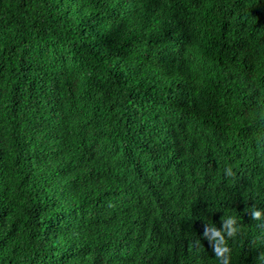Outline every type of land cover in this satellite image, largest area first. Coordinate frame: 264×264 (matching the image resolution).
Returning a JSON list of instances; mask_svg holds the SVG:
<instances>
[{
    "label": "trees",
    "instance_id": "1",
    "mask_svg": "<svg viewBox=\"0 0 264 264\" xmlns=\"http://www.w3.org/2000/svg\"><path fill=\"white\" fill-rule=\"evenodd\" d=\"M152 132L154 193L124 158ZM253 206L264 0H0V264H220L203 232L230 216V264H264Z\"/></svg>",
    "mask_w": 264,
    "mask_h": 264
},
{
    "label": "clouds",
    "instance_id": "2",
    "mask_svg": "<svg viewBox=\"0 0 264 264\" xmlns=\"http://www.w3.org/2000/svg\"><path fill=\"white\" fill-rule=\"evenodd\" d=\"M156 134L152 132L150 140L142 143V147L136 151L133 156H124L125 160L129 164L130 171L135 170L140 171V185L144 188L151 187L150 193H154L155 189L161 180V164L159 161V154L161 152V147L156 140ZM167 140L168 138L165 137ZM224 175L226 177H234L235 172L232 166L229 165L224 170ZM191 177L196 181L201 182L204 185H213L212 180V168L207 167L203 170L196 169L191 172ZM99 186V191H107L106 186L97 183ZM53 184L46 188H39L38 193H42L43 201H49L52 199ZM250 216L255 221H261L264 224V210H260L253 206L252 210L249 212ZM222 227L217 228L213 223H206L203 237L209 242L212 251L215 254V258L220 262V264H230L231 262V248L229 247L228 241L237 238L240 227L237 218L230 216L228 218H221ZM200 240L195 241L192 245L194 247H199ZM256 260L264 262V252L256 258Z\"/></svg>",
    "mask_w": 264,
    "mask_h": 264
}]
</instances>
